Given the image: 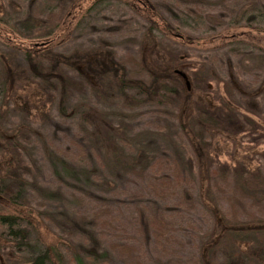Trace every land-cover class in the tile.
I'll return each instance as SVG.
<instances>
[{
    "label": "trees",
    "instance_id": "1",
    "mask_svg": "<svg viewBox=\"0 0 264 264\" xmlns=\"http://www.w3.org/2000/svg\"><path fill=\"white\" fill-rule=\"evenodd\" d=\"M77 1L45 0L37 14L32 10L34 4L31 1L24 17L18 19L24 29L21 33L31 36L39 27H58L61 21L65 23ZM104 1L94 0L90 11ZM129 1L145 6L141 14L144 26L139 34L138 57L118 55L103 40L98 46L57 52L49 47L53 39L35 45L0 28V37L8 48L7 52L0 54V125L6 114L2 112L3 104L7 106L17 98L22 101L19 111L26 115L36 112V116L54 124L51 135L59 140L57 144H50L40 138L43 148L41 164L48 175L29 180L33 177L32 170L25 159H30L37 168L38 163L25 148L29 141L23 137L25 131L16 128L11 131L13 133H8L7 126L0 129V155L11 159L0 169V200L4 208L0 213V237L10 244L14 257L22 255L18 257L22 262L16 264H264V171L250 169L241 162L214 166L216 137L224 136L235 141L234 138L246 132H254L257 123L251 115L259 114V102L248 95L249 100L242 101L245 106L240 104L235 94L242 91L229 70L226 79L217 77L218 83L224 85L226 97H219L218 102L207 99L210 76L215 74L209 60L221 61L217 52L209 60L202 58L193 70L187 69L192 80V89L188 88L184 77L174 68L183 64L180 57L188 53L189 48L182 49L169 38L172 28L158 27L159 23L152 14L153 7L146 6L142 0ZM183 1L188 4L184 9L177 2L164 0L161 5L169 17L175 20L191 17L199 25L217 26L222 17L227 16L223 11L212 14L204 10L212 3L224 10L230 5L235 13L249 5L247 22L264 19L262 0L232 1L230 4L227 3L229 0ZM124 2L138 15L128 0ZM51 3H54L52 7ZM157 32L161 37L155 34ZM177 37L187 45L203 40L201 36H191L192 42L182 35ZM242 44L257 50L258 53L252 54L251 58L260 63L264 61V47L247 42ZM146 46L156 48L154 64L147 63L144 57ZM19 55L22 62L16 63ZM234 55L242 56L244 52L235 46L225 51L228 61ZM251 100H254L253 108L247 103ZM52 109L56 111V117L51 115ZM124 110L135 111L136 115H155L163 125L155 127L150 132V139L142 140L139 147L127 149L128 130L112 119L118 114L129 116L122 112ZM173 119L193 152L199 178L203 176L207 181L204 197L200 200L209 216L201 227L204 241L185 261L183 256L170 251H174L175 244L180 241L176 230L185 229L178 226L177 219L182 224L189 223L187 216L193 215L200 192L194 186L182 184L183 167L167 148L164 133L166 129L175 128L169 125ZM73 123L80 134L78 138L70 135L74 132ZM27 129L37 135L35 130ZM62 131L65 134L70 131L67 144L59 136ZM159 136L163 138L160 140L164 141L165 148L154 146V140ZM152 145L154 148L150 149ZM94 146L103 150L102 153H94ZM68 149L74 150L75 156L82 154L86 164L98 163L103 172L100 175L92 169L83 172L82 166L77 165L85 162L83 157L75 158ZM160 156L164 157L167 172L158 174L150 170ZM149 165L152 167L148 168ZM110 170L114 171L115 177L109 175ZM132 175L147 180L144 187L140 186L139 195L126 193L123 196L124 192L112 197L105 195L109 176L122 180L121 183L127 182L133 191L131 185L136 187L137 184ZM56 182L59 186L54 187ZM131 182L133 184L129 186ZM68 188L75 189L69 196L66 193ZM69 197L76 200L77 208L81 207L84 197L97 202V208L79 212L76 208L71 210L68 208L71 204ZM218 198L224 204H220ZM130 201L137 205L127 208ZM126 208L131 210L128 215ZM248 209L254 211L250 213ZM36 219L69 235L62 242L47 244L39 236ZM100 222L103 225L100 226ZM126 222L130 225L127 230ZM104 226L112 227L115 237L127 236L128 241L107 240ZM243 245H248L246 250Z\"/></svg>",
    "mask_w": 264,
    "mask_h": 264
},
{
    "label": "rangeland",
    "instance_id": "2",
    "mask_svg": "<svg viewBox=\"0 0 264 264\" xmlns=\"http://www.w3.org/2000/svg\"><path fill=\"white\" fill-rule=\"evenodd\" d=\"M31 1L34 4L32 10H34L35 14H37L36 12H38V9L42 7L41 5L45 0H0V28L3 30L5 29L15 37H19L29 42H34L38 45V42L53 39L49 47L57 52H69L74 47L98 46L100 41L103 40L105 43L109 44L108 46L110 48L116 50L118 55H133L136 57L139 56L137 55L140 51L139 34L143 31L144 26V23L142 22V20L144 19L141 14L145 9V6H143L142 4L139 5L137 4V2L128 0L129 5H132L137 9V15L135 13V10L129 8L127 4L125 5L124 0H121V2H116L113 0L112 2H109L108 0H105L102 4L97 6L95 9H92L91 11L90 8L94 0H79L76 2L74 8L71 9L68 13L65 23L64 20L61 21L60 23H58V27L54 29H49V27H39V29H35L34 31H32L33 33L31 36H27L29 33H21L24 31V29L22 26H20L18 19L24 17V12L26 11L28 4ZM162 1L164 0H142V2L146 4V6L153 7L152 14L159 23L158 27L160 29H162L163 27L172 28V32L168 34L169 38H171L178 45H181L182 49L189 48L187 49L188 53H184L180 57V61H182L183 64L178 65L174 68V70L183 73L184 84L186 82H189L191 88L192 80L189 75V70H193L195 65L198 62H201L204 58L206 60H209L213 53L217 52L220 54L221 61L217 60L215 62H212L209 60V62L212 64V67H214L215 74L210 76L207 99L212 102H218L219 97H226L224 85L221 82L218 83L217 77L220 76L221 78L226 79V71L229 70L228 72H232V74L235 75L238 82L237 87L243 92H241L242 94H235L240 104L243 103L242 101L244 100H249V98L247 97L248 95L252 96L259 102V114L251 115V117L257 123V128L254 132H246L240 137L234 138L235 141L227 139L224 136L216 137L217 148L214 153L217 155H214L216 156V158H214V166L216 167V165L222 164L224 162H227L231 165H235L236 163L241 162L250 169L260 168L262 171H264V61L260 63L256 60V58H251L252 54L258 53L257 50H254L253 46L250 47L242 44L244 42H247L259 47H264V19L258 18L252 22H247L246 18L249 15V5H245L243 8H239L235 13L230 5L224 10L221 9V6L212 3L204 7V10L212 14L223 11L227 16L222 17L221 23H218L219 25L217 26L204 24L199 25L195 23L191 17H178L180 19L177 20L169 17L168 13L161 5ZM165 1L172 3L177 2V5H179L181 9H184V7L188 5L185 4L184 1L182 2V0ZM232 1L241 0H229V2L227 3L230 4V2ZM262 2L264 3V0H262ZM53 4L54 3H51L50 7H52ZM161 23L166 24V26L162 25ZM167 24H173L174 27H178L179 29L175 30L173 26H168ZM155 34L158 37H161V34H159V32ZM178 35L184 36L187 41L189 40L191 42V36H201L203 40L199 42L193 41L195 42V44L191 43L190 45L189 43V45H187L186 42L177 37ZM232 46L240 48V50L244 52V55H234L230 58V61H228V57L225 56V51ZM155 49L156 48L148 46L145 47L144 57L147 63L154 64V58L156 56ZM7 50L8 48L5 46V41L0 37V54L3 55L2 53L7 52ZM15 62H22L21 55L16 58ZM220 62L223 64V71H221ZM188 68L189 70H187ZM194 94L195 93L193 92V95ZM1 103L2 97L0 95V104ZM21 103L22 101L16 98V101L10 102L9 105L7 104V106L3 104L2 112L5 111L6 114L3 112L5 116L3 118V121L1 122L2 125H0V129L3 128V126H7V128L9 129V131H7L8 133H13L11 131L16 128H22L23 131H25L22 133L23 137L28 138L27 140H29L26 143L25 148H28L27 151L29 155H33L36 162L38 163L37 168L33 166V163L32 161H30V159H25V163L32 170L31 173L33 177H30L31 179L29 180H32L35 177V179H39V177L41 176L46 177V175H48V171L46 170V168H43L41 164L43 148L41 146L42 144L40 138L46 139L45 141L49 142L50 144H57L59 140L53 138L51 135L54 129V124L42 120V118L36 116L38 115V113L36 112L32 111L29 113V115L22 113L18 109ZM247 103L250 104L252 108L255 107L253 105L254 100H251ZM241 105L245 106L244 103ZM107 108L112 109V107ZM114 108L115 107H113V109ZM241 111L243 112V109H241ZM50 112L53 117L57 116V113L54 109H52ZM122 112L128 114L129 116L118 114V116L115 115V117H113L112 119L115 123L120 124L122 127H126V129L128 130L127 138L130 141H128L129 143H127L129 144L126 146L127 149L139 147L140 142L144 139H148L151 135L150 132L156 129L155 127L163 125L160 120H156L157 118L154 117L155 115H153V117L152 115H146L144 113H142V115H136L135 111L130 110H124ZM129 120H131L130 123H128ZM71 125L74 132H72L70 135H75V138H78L79 132L77 131L76 124L73 123ZM169 125L170 127L174 125L175 128L172 127V129L169 128V130L166 129L164 133L166 134L164 139H166V142L168 144L167 148H169V151L171 153H174V156L177 158L175 159L180 163L181 168L183 167L182 174L184 179H182V184L194 186L198 190V192H200V198L197 201V207L194 210L193 215L190 217L187 216L186 220H189V223L183 222L182 224L181 220L177 219L178 226H182V228L185 229L183 231L176 230V234L180 241L178 240L179 243L175 244L174 251H170L171 253L177 254L180 257L183 256L182 259H184L183 261H185L192 255H194L195 251L197 250V245H200V243L204 241V238L201 239L203 232L201 227L205 223V219L207 220L209 216L205 214L206 212L200 205V200L201 197H204V189L206 188L207 181L203 178V176L201 179L199 178V168L196 164L193 152L186 137L181 133L179 128H177V121L173 119L172 121H170ZM27 126L30 128V130H35L37 132V135H32V133L28 131ZM247 127L250 128V125L247 124ZM64 132H60L59 136L61 137L62 141L67 144V141L70 138L68 134L70 133V131L67 134H65ZM157 139L154 140V146H157L160 149L162 147L165 148L166 145L162 144L164 143V141L162 142L160 140H163V138L159 136L158 141ZM154 146L152 145L150 149L154 148ZM63 150L65 152V148H63ZM68 150H71L73 152H69V154L72 153L75 158L76 156L79 158L83 157V160L85 162L81 163V165L77 164L78 166H82L80 168H82L83 172L87 173L91 169L94 170L95 174L97 175H100L103 172L102 166L100 167L98 163L89 164V162L88 164H86V158L82 156V154H77L75 156L74 154L76 153L74 152V150ZM92 150H94V153L103 151L97 149L95 146L92 147ZM10 161L11 159L8 156L0 155V169L7 163H10ZM41 166L42 169L40 168ZM150 167L152 166L149 165L148 168ZM166 167L167 165L164 162V157L160 156L157 160L154 161L153 169L150 171L161 174L165 171L167 172ZM110 171L111 173H109V175L114 172L113 170ZM106 173L107 171H105V175ZM111 176L108 177V188H106L105 192V195L109 197H112L114 194L120 195L123 192V196L126 195V193H131L130 195L133 196L139 195L140 186L144 187V182L147 181L146 178L142 179L141 177H138L139 175H132L131 178L136 182L137 186L135 187L131 182L129 184V186L133 184L131 185L133 191H131V189L128 188L127 182L123 181L121 183L122 180L113 178L115 177V175H113V177ZM48 181H51V179H48ZM54 185V187L59 186V183L56 182L54 183ZM72 191H75V189H67L66 193H68V196ZM204 199L205 198H203V201ZM69 200L72 205H67L71 210L76 208L79 212L86 211L95 207L97 208V202L90 201L91 199H88V197H84V199L81 201L80 208H77L75 206L76 200L73 197H69ZM218 200L220 204H224V202L220 198H218ZM2 203L3 202L0 200V213L4 211ZM32 205H35V203H32ZM136 205V203L130 201L127 208H130V206L134 208V206ZM119 206H121V209L124 208L123 205ZM115 208L116 207L112 209ZM127 208L125 209V213L128 215L131 210L127 211ZM253 211L254 210L248 209V212L250 213ZM217 216L220 219V214H217ZM37 223H39L37 225L39 236L47 244L58 243L60 241L62 242V240L67 237L66 235H69L66 232L50 227V225H48L44 221L37 220L36 224ZM101 225H103L102 222H100V226ZM125 227L127 230L128 227L130 228V225L126 222ZM104 229L107 230L105 232L107 240H117L122 242L128 241L127 236L122 238L121 235H118L115 237L112 227L104 226ZM126 233L127 232H124L125 235ZM9 245L10 244L7 241L0 237V264H16L22 262L21 258H18L22 255H16L14 257L11 253V248L9 247ZM247 246L248 245H243L242 248L246 250L245 248ZM151 254L152 256H154L153 252H151Z\"/></svg>",
    "mask_w": 264,
    "mask_h": 264
},
{
    "label": "water",
    "instance_id": "3",
    "mask_svg": "<svg viewBox=\"0 0 264 264\" xmlns=\"http://www.w3.org/2000/svg\"><path fill=\"white\" fill-rule=\"evenodd\" d=\"M38 45V44H35ZM178 74H180L182 77H184L183 73H181L180 71H176ZM186 85L188 86V88H190L189 82H186Z\"/></svg>",
    "mask_w": 264,
    "mask_h": 264
}]
</instances>
